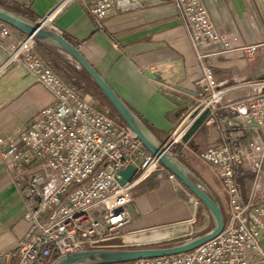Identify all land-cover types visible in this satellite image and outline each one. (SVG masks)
<instances>
[{
    "label": "built area",
    "instance_id": "2783aa9c",
    "mask_svg": "<svg viewBox=\"0 0 264 264\" xmlns=\"http://www.w3.org/2000/svg\"><path fill=\"white\" fill-rule=\"evenodd\" d=\"M67 1L59 0L38 21L61 33L51 22L57 9ZM163 2L174 4L201 63L198 95L207 96L202 106L195 109L194 118L208 108L210 117L216 119V106L227 89L217 87L210 67L203 62L211 52H204L203 48L216 43L223 48L229 45L202 0H90L87 11L95 26L103 28V20L114 7L126 11ZM9 33V27L2 26L1 36ZM35 42L25 35L8 50L5 62L23 64L54 97L16 135L0 137V161L7 169H15L26 177L24 219L29 227L15 247L14 264H50L55 256L66 252L112 246L119 238L117 231L128 221L126 206L138 184L153 172L166 169L133 130L111 114L107 103L101 106L89 102L78 86L66 82L34 54ZM260 46L264 42L238 48L252 59ZM247 85V100L231 107L236 117L223 118L219 124L228 131L235 123L244 122L255 132L246 139L230 133L221 144L208 146L197 154L220 186L222 230L185 252L110 264H264L260 242L264 232V79ZM187 127L177 128L163 145L174 157L170 149L180 142ZM128 165L135 172L120 183V171ZM243 168L252 173L246 197L235 181L236 173ZM169 177L176 180L170 172ZM177 185L183 189L180 182ZM185 192L189 202L193 199L197 205L198 199ZM184 229L179 236L200 230L195 217ZM120 240L125 243L123 237Z\"/></svg>",
    "mask_w": 264,
    "mask_h": 264
},
{
    "label": "crops",
    "instance_id": "0c3cea01",
    "mask_svg": "<svg viewBox=\"0 0 264 264\" xmlns=\"http://www.w3.org/2000/svg\"><path fill=\"white\" fill-rule=\"evenodd\" d=\"M58 1L0 0V7L38 21ZM202 2L229 45L223 48L216 43L204 47V52L211 53L204 57L203 62L210 67L217 87L227 91L216 106V119L207 114L189 139L183 141L181 138L170 151L206 185L223 209L219 183L197 154L208 146L221 144L230 133L246 139L255 132L244 122H237L224 131L219 121L226 117L235 118L236 112L231 107L247 100L250 91L247 84L264 79V46L258 48L252 59H247L238 48L242 44L264 42V0ZM89 3L90 0L63 3L52 18V25L79 48L93 68L141 119L154 140L163 146L184 118L186 123L182 127L190 124L207 96V93L198 95L201 63L174 4L148 3L126 11L114 7L103 20V28H98L87 11ZM4 25L9 27L10 33L0 34V137L3 138L16 135L54 99L23 64H5L8 50L25 33L2 21L0 30ZM32 52L45 60L66 82L78 87L82 85L77 84L74 78H66L56 59L66 62L77 76L91 84L61 51L36 41ZM79 88L89 102L101 101L102 94L97 89L96 94L83 92L81 86ZM251 179L252 173L248 169L243 168L236 173L235 181L244 197L248 194ZM262 188L264 192V175ZM26 194L25 175L17 174L15 169H7L0 161V264L15 263V247L28 230L29 225L24 219ZM186 195L170 179L167 169L153 172L138 184L126 206L128 221L117 231L119 238L115 241L123 237L126 244H135L136 237L153 230L173 231L172 235H180L184 228L189 227L192 218L197 221L199 209L193 199L191 202L188 198L186 200ZM207 211H202L207 218V225L204 224L203 228L210 226L211 229L212 217ZM260 242L264 250V232Z\"/></svg>",
    "mask_w": 264,
    "mask_h": 264
},
{
    "label": "water",
    "instance_id": "95a60500",
    "mask_svg": "<svg viewBox=\"0 0 264 264\" xmlns=\"http://www.w3.org/2000/svg\"><path fill=\"white\" fill-rule=\"evenodd\" d=\"M0 21L22 31L26 36L32 37L35 41L66 54L103 95L118 116L133 130L146 149L159 157L165 168L205 206L212 217L213 226L210 230L179 242L156 246L80 249L61 254L50 264H110L177 254L199 246L203 242L216 236L222 230L224 216L218 201L211 191L196 175L167 151L165 147L160 145L156 140L154 141L155 138L141 119L118 96L109 83L93 68L76 46L70 43L53 28L47 27L44 23L33 21L18 13L1 7ZM208 113L209 109L206 108L201 113L197 114L195 118L193 116L191 123L182 135L183 141L189 139L191 134L205 120ZM134 172L135 168L132 165H128L122 169L120 171V183L129 180Z\"/></svg>",
    "mask_w": 264,
    "mask_h": 264
},
{
    "label": "rangeland",
    "instance_id": "374dc122",
    "mask_svg": "<svg viewBox=\"0 0 264 264\" xmlns=\"http://www.w3.org/2000/svg\"><path fill=\"white\" fill-rule=\"evenodd\" d=\"M62 55L72 63L73 66L76 67V65L74 64V62L64 53H62ZM56 61H58V63H60V68L63 67V70L65 71V76L66 78L68 77H71V78H74L76 81L77 84H82L80 85L81 88H83V92H87V93H96L95 92V89H97L91 82V84L89 85L86 81L84 82V80H82V78H80L79 76H77L73 71L72 69L69 67V65L63 61H60L59 59H56ZM80 70V69H79ZM80 73L82 75L85 76V74L82 72V70H80ZM62 77L63 75L60 74ZM86 79V78H85ZM87 80V79H86ZM74 82V83H75ZM81 82V83H80ZM79 86V87H80ZM91 91V92H90ZM97 94V93H96ZM100 97V96H99ZM104 99H102V98ZM101 101H99L97 104L98 105H103L106 102L105 98L103 97V95L101 96ZM100 100V99H99ZM111 114L114 115V113L112 112ZM181 141V140H180ZM173 147V146H172ZM175 183L179 182L178 179L176 178V180H174ZM180 184L182 185L183 189H185L184 191H187V192H190L181 182ZM191 193V192H190ZM192 194V193H191ZM193 195V194H192ZM188 196L186 195V200H187ZM198 206H199V209H198V212H197V226L200 230H194L193 233L191 235H185V236H177V235H172L170 238H164V239H160L158 241H155V242H151V243H143V244H126V243H123L121 242L120 240L119 241H114L112 244V246L110 247H135V246H156V245H166V244H172V243H175V242H179L181 240H184V239H187V238H190V237H193V236H196V235H199V234H202L204 232H206V230H209L210 229V226L209 228L207 226H205V228H202L205 225H207V218L204 217V215L202 214V211L203 209H206L205 206L198 200ZM207 211V209H206ZM208 212V211H207ZM212 226V224H211ZM207 227V228H206ZM145 234H148V233H145Z\"/></svg>",
    "mask_w": 264,
    "mask_h": 264
},
{
    "label": "bare ground",
    "instance_id": "6f19581e",
    "mask_svg": "<svg viewBox=\"0 0 264 264\" xmlns=\"http://www.w3.org/2000/svg\"><path fill=\"white\" fill-rule=\"evenodd\" d=\"M186 118H184L180 124H179V128L182 127L185 123H186ZM155 141V140H154ZM174 232L171 231H158V230H153L151 231L149 234H140V236L136 237L134 240L135 243H146V242H155L158 241L160 239H164V238H168L170 237Z\"/></svg>",
    "mask_w": 264,
    "mask_h": 264
},
{
    "label": "trees",
    "instance_id": "16d2710c",
    "mask_svg": "<svg viewBox=\"0 0 264 264\" xmlns=\"http://www.w3.org/2000/svg\"><path fill=\"white\" fill-rule=\"evenodd\" d=\"M79 49V48H78ZM90 83H91V81L87 78V77H85ZM107 102V101H106ZM107 104L110 106V104L107 102ZM111 107V106H110ZM112 108V107H111ZM112 112L114 113V115L115 116H117L120 120H122L119 116H118V114L114 111V109L112 108ZM57 256H55V258H56Z\"/></svg>",
    "mask_w": 264,
    "mask_h": 264
}]
</instances>
